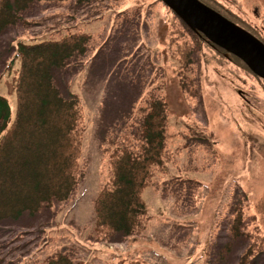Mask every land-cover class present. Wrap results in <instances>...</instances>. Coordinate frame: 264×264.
<instances>
[{
    "label": "rangeland",
    "instance_id": "rangeland-1",
    "mask_svg": "<svg viewBox=\"0 0 264 264\" xmlns=\"http://www.w3.org/2000/svg\"><path fill=\"white\" fill-rule=\"evenodd\" d=\"M217 1L264 32V0ZM18 19L0 33V95L11 120L17 42L90 37L84 55L52 71L60 95L77 101L82 148L67 201L0 221V264L59 254L74 264H242L255 234L264 236V85L194 38L161 0L38 1ZM156 100L168 106L165 168L144 193L145 229L98 235L94 201L109 182V154L139 150ZM237 211L240 237L231 229ZM248 264H264V250Z\"/></svg>",
    "mask_w": 264,
    "mask_h": 264
},
{
    "label": "trees",
    "instance_id": "trees-1",
    "mask_svg": "<svg viewBox=\"0 0 264 264\" xmlns=\"http://www.w3.org/2000/svg\"><path fill=\"white\" fill-rule=\"evenodd\" d=\"M38 1L69 0H0V33L19 21L20 11ZM217 11L228 16L222 10ZM185 28L199 42L216 49L223 57H231L234 65L257 77L239 58ZM89 39L87 33L74 32L58 41H18L15 46L11 65L18 61L19 70L15 83L16 113L12 120L8 101L0 95V221L19 219L24 213L35 215L54 202H65L78 185L82 148L80 111L75 99L66 100L60 95L52 71L63 67L76 54L84 55ZM190 53L183 49L187 64ZM181 86L186 88L183 83ZM167 114L166 101H154L142 125L143 143L139 150L115 148L109 154V182L94 201V229L98 235L130 236L144 231L147 211L144 193L155 178V169L165 168ZM242 219V212L237 211L231 226L235 237L242 235ZM255 235L257 241L244 253L242 264H248L254 253L264 250V236ZM46 264L74 262L59 254Z\"/></svg>",
    "mask_w": 264,
    "mask_h": 264
},
{
    "label": "water",
    "instance_id": "water-1",
    "mask_svg": "<svg viewBox=\"0 0 264 264\" xmlns=\"http://www.w3.org/2000/svg\"><path fill=\"white\" fill-rule=\"evenodd\" d=\"M189 29L239 58L264 80V43L199 0H161Z\"/></svg>",
    "mask_w": 264,
    "mask_h": 264
},
{
    "label": "flooded vegetation",
    "instance_id": "flooded-vegetation-1",
    "mask_svg": "<svg viewBox=\"0 0 264 264\" xmlns=\"http://www.w3.org/2000/svg\"><path fill=\"white\" fill-rule=\"evenodd\" d=\"M202 3L206 4H211L214 8V10H223V6H221V4L217 1V0H199ZM228 11V16L227 18L230 19L231 21H233L235 24H237L238 26L242 27L243 29H245L246 31H248L249 33H251L253 36H255L257 39H259L261 42L264 43V32L260 29V27L256 26L254 23H252L250 21V19L248 17L244 18H239L237 16H232L231 13L232 11L230 9H227ZM228 60L232 61V58L227 56ZM250 76V75H249ZM253 77V76H251ZM253 79H256V81H258L259 83H261L262 85H264V80H262L261 78H257V77H253Z\"/></svg>",
    "mask_w": 264,
    "mask_h": 264
}]
</instances>
